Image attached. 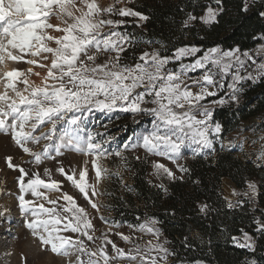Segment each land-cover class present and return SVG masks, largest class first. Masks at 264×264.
<instances>
[{
	"label": "snow or ice",
	"instance_id": "1",
	"mask_svg": "<svg viewBox=\"0 0 264 264\" xmlns=\"http://www.w3.org/2000/svg\"><path fill=\"white\" fill-rule=\"evenodd\" d=\"M126 0H115L114 4L107 7L98 3V0H0V63L5 60L13 62H25L28 65L44 70L33 71L29 67L26 71L13 69L0 76L5 91L0 93V132L10 135L11 140L21 151L41 163L47 156V146L43 152H34L29 143L38 144L41 139L51 140L61 123L69 125L70 132L64 134V146L84 155H92V168L95 172V183L89 184L87 162L78 173L66 170L62 165L56 171L64 177V180L51 178V170L45 169L46 181L41 179L38 173L34 178L25 182L29 173L20 165L13 163V157H5L7 166L12 170H18L17 178L19 189V209L22 214H27L33 201L25 199L24 193L31 192L33 197L43 199L52 207H45L40 203L37 207L40 213L47 214V219H40L36 211H31L35 219H25L24 223L34 240L40 244V251H50L56 256L65 258L75 256V261L68 264H85L81 259L87 255L86 264H109L110 259H127L139 261V264H160L166 262L169 249L159 243L160 230L154 225L158 223L154 218L138 226L141 232L152 234L157 243L148 241L141 245L123 232H116L125 243L132 247L125 252L108 237V232H102L99 237L94 234L96 226L85 207L80 206L76 198L63 191L64 182L67 181L83 196L85 201L97 213L100 206L95 202L97 185L108 173L98 161L111 153H107L102 142L98 141L92 133L86 138L80 137L78 132L85 113L93 110L104 112L119 108L125 112L142 113L154 116L153 130L143 135L142 147L146 154L167 156L174 163L181 157V149L186 143L196 145L198 154L204 148H211L212 140L209 132L213 126L210 124L212 111L201 104L207 97L217 95V89L223 84L218 82L227 76L232 69H236L233 76L231 100H238L237 93L241 91L235 85L242 80H253L252 73L241 76L239 72L244 69L246 61L237 55V50L222 51L214 47L206 51L202 56L196 54L201 51L196 46L185 45L178 47L171 56L161 55L158 49L143 51L138 57L140 62L134 65L122 64V54L129 47L134 46L135 41L131 35L124 34L116 29L123 26L126 21L113 19V16L138 18L136 26L141 27L143 22L149 20V16L131 7L116 8V4L125 3ZM217 8L207 7L203 16L197 17L189 14L183 21L184 27H188L193 21L199 20L203 24L218 22L217 16L223 12L222 0H216ZM248 11L246 3L242 9ZM264 15V13H261ZM55 17L60 23L53 24L50 20ZM108 17V18H105ZM105 28L109 29L105 31ZM49 30L60 33L53 35ZM151 43V42H149ZM54 45V46H52ZM264 52V48L260 50ZM15 53V54H14ZM106 58L102 62L101 56ZM243 57L256 64V59L249 53ZM26 56L34 57L25 59ZM190 57H196L189 63L183 61ZM179 63L178 69H169L171 63ZM259 74L264 75V63L257 65ZM200 74L197 76L191 73ZM30 76L40 78L37 84ZM17 81L24 85L23 89L17 87ZM141 89V91H137ZM193 89H198L194 91ZM213 89V90H210ZM8 90L14 96L8 95ZM150 98V99H149ZM223 105L225 99L211 101ZM153 105L145 107L143 105ZM196 110L203 118L197 119ZM71 114V116H69ZM49 122L51 128L39 136L34 135L40 125ZM222 125L215 123L214 132L219 134ZM96 135H100L97 133ZM125 149L129 145L125 144ZM60 149H57L59 154ZM121 156L120 152L115 153ZM136 159H140L139 156ZM155 174L159 176L161 171L170 180L177 179L176 174L161 163H154ZM181 172L188 169L177 165ZM182 179V177H180ZM165 192L162 184L159 185ZM43 188L47 191H41ZM248 188L255 194L256 185L248 183ZM59 192L55 199H50L47 192ZM91 193V194H90ZM235 195V191L233 190ZM247 195V193H245ZM63 200L66 205L58 211L57 205ZM238 203H243L238 202ZM229 208L233 205L229 202ZM207 204L200 206V211L206 213ZM69 213L70 215H63ZM0 215H3L0 212ZM100 220L107 224L108 221L101 215ZM257 231L264 233V223L259 220ZM63 227H59V225ZM120 227V225H115ZM132 227V226H129ZM62 232L77 234L72 236L62 235ZM95 243L98 239L101 245L96 250L89 249L85 240ZM239 247H246L255 251V243L247 233L244 234V243L233 238ZM111 245L117 254L109 257L106 246ZM155 252L157 255H152ZM21 264H28L24 253L20 254ZM255 264V261L252 262Z\"/></svg>",
	"mask_w": 264,
	"mask_h": 264
},
{
	"label": "trees",
	"instance_id": "2",
	"mask_svg": "<svg viewBox=\"0 0 264 264\" xmlns=\"http://www.w3.org/2000/svg\"><path fill=\"white\" fill-rule=\"evenodd\" d=\"M246 3L248 11H243ZM131 6L149 16L141 27L134 21L120 27L138 41L126 51L128 57L135 54L133 60L151 45L159 46L163 55L185 45L196 46L201 49L196 54L199 57L212 47L246 51L264 43V0H222L224 10L217 16L218 22L203 24L196 20L188 27L183 21L189 14L200 17L207 7H218L216 0H139ZM259 58L264 59V55ZM226 92L224 88L217 97ZM255 117L264 125V75L255 81L246 80L238 100L213 108V119L222 125L223 134ZM142 123L141 120L121 128L131 134ZM113 158L121 162L116 170L122 166L121 175L116 174L108 187L114 218L136 226L154 218L175 262L264 264V233L257 231L256 223H264V169L260 165L230 150L195 154L184 164L187 172L162 184L167 188L165 192L149 179L148 154H114ZM122 176H127L124 185ZM226 178L240 188L258 180L257 197L245 198L243 203L229 208L224 192ZM203 204L208 205L206 213L200 211ZM245 233L255 243L254 252L239 247L233 240L235 237L244 243Z\"/></svg>",
	"mask_w": 264,
	"mask_h": 264
},
{
	"label": "rangeland",
	"instance_id": "3",
	"mask_svg": "<svg viewBox=\"0 0 264 264\" xmlns=\"http://www.w3.org/2000/svg\"><path fill=\"white\" fill-rule=\"evenodd\" d=\"M139 0H126L125 3L116 4V8L120 7H131V3L138 2ZM253 0H248L251 3ZM102 6L107 7L109 4H114L115 0H98ZM77 4L79 6V0H77ZM212 7V6H211ZM216 8V7H212ZM206 12V11H205ZM204 12V14H205ZM264 13V11H263ZM202 14L201 16H203ZM108 18V17H105ZM113 19H123L126 23H130L131 21L136 22L138 18H131L127 19V17H119L113 16ZM135 19V20H134ZM51 23L57 24L60 23L55 17L50 20ZM194 22V21H193ZM191 22V23H193ZM125 23V24H126ZM190 23V24H191ZM124 24V25H125ZM109 29L105 28V31ZM119 32H122L127 35L132 34L128 33L127 30H122L120 28L116 29ZM50 34L53 35H60V33L53 32L49 30ZM54 46V45H52ZM214 48V47H212ZM220 48V47H219ZM264 48V43L258 45L252 50L246 51H238L236 54L241 55V58L246 61L244 69L239 72L241 76H247L248 73H252L254 77L257 79L261 76L259 74L257 65L260 63H264V59H260L261 55H264V52L260 50ZM153 49H158L161 53V48L156 45H151L147 49V51H152ZM211 49V48H209ZM207 49L206 51H208ZM222 51H228L223 50ZM237 50V49H233ZM205 51V52H206ZM204 52V53H205ZM249 53L256 59V64H252L251 61L247 60V58L243 57V53ZM173 53V52H172ZM169 54L167 56L172 55ZM15 54V53H14ZM141 53H139L140 55ZM139 55H137V59L133 60L132 57L135 54H131V56H127L126 52L122 54L121 63L134 65L138 60ZM163 55V54H161ZM127 56V57H126ZM34 57L26 56L25 59H33ZM106 57L101 56L100 61L102 62ZM5 63L13 70V69H20L26 71L31 65H28L25 62H13L10 60H5ZM3 62V63H4ZM184 63H189L190 60L185 59ZM179 63H171L168 65L169 69H178ZM33 67V71L41 72V75L44 74V70ZM2 63H0V76L1 74ZM7 72V71H6ZM200 73H191L192 76H197ZM236 74V69H232L230 73L220 81V78L217 77L218 82L223 84L222 88L217 89V95L214 97H207L204 101H201L205 107H207L210 111H212V117L210 120V124H212L213 128L209 132V139L212 140L211 148H204L200 150L198 154L204 155H211L215 154L218 150H230L238 153L239 155L243 156L246 160L251 161L252 163L260 165L264 169V125L260 124V119L258 118H251L245 120L239 124V126L227 133L223 134V127L219 134L214 132V125L215 123H219L213 119V108L217 106H221L220 104L211 103V101L219 100L220 98L225 99L226 103H229L231 100L230 97L232 95V88L229 85L233 84V76ZM31 80L35 81L37 84L40 83V78L36 76H30ZM246 80L240 81L235 86L240 88L241 91L237 93L238 99L240 98L244 83ZM17 87L19 89H23L24 85L17 81ZM227 88V92L221 96L217 97L218 93ZM197 91L198 89H193ZM213 90V89H210ZM0 91L4 92V84L0 82ZM137 91H141L138 89ZM9 96H14L11 90H8ZM150 99V98H149ZM225 103V104H226ZM224 105V104H223ZM145 107H152L153 105H143ZM194 114H196L197 119L203 118L199 115V113L194 110ZM71 116V114H69ZM85 119L82 121L80 130L78 135L80 137L86 138L88 133H92L98 141L102 142L103 148L106 150L107 153H111V155L102 158L98 163L105 169L108 170V173L104 176V178L100 181L97 185V196L94 197L95 202H97L100 206V211L97 213L93 210L90 205L85 201L83 196L78 192L77 189L73 188L67 181L64 182L63 191H66L73 195L76 198L77 203L80 206H83L88 211L89 215L93 217V223L96 226L95 236L99 237L102 232H108V228L111 226V232H108V237L111 239L118 247L124 248L125 252L128 251L129 248L132 247L131 244L125 243L123 240L120 239L116 232H123L125 235L132 236L137 243L141 245H145L148 241H152L153 244L157 243L156 238L147 232H141L138 230V226L119 222L114 218L113 215V208L110 203V196L108 187L111 186L110 181L116 175H121L122 173V166L117 168L119 160L114 159L113 156L116 152H120L121 156L124 154H135V155H142L145 152L142 145V139H140L143 135H146L148 132L153 130V120L154 116L142 113H131L125 112L116 108L112 111H96L93 110L92 112L85 113ZM143 121V123L137 127L131 134H127V130L125 128H121L123 125H127L129 123H139V121ZM51 124L49 122H45L39 126L37 131L34 135L39 136L41 133H46L50 130ZM70 132L69 125L66 123H61L57 126L56 132L53 134L51 140L41 139L38 144L29 143V147L32 148L34 152H43L45 146H47V156L42 158L41 163H36L32 157L29 155L24 154L21 149L14 144L11 140L10 135H5L3 132H0V212L3 215H0V264H21L20 254L24 253L28 259V264H68V261H75V256H71L68 258L62 256H56L52 254L50 251H40V244L37 240H34L32 237L30 230L25 226V219H35L37 217H33L31 215V211H36L39 214L40 219H47V214L40 213V209L37 207L40 203H44L45 207H52V205L48 204L43 199H38L31 195V192L24 193L25 199L29 201H33V205L30 207V211L27 214H22L19 209V200L18 197L22 193L19 189L18 177L20 175L18 170L10 169L6 162L5 157L12 156L13 163L20 165L23 167L28 173L29 176L25 177V182L29 178H34L33 174L38 173L41 179L48 180L49 177L45 175V169L51 170V178L56 180H64L56 169L61 165L68 171H74L78 173L85 166V162H87L88 168V179L87 182L89 184L95 183V172L92 168L91 161L94 159L92 155H84L82 153H78L66 146L65 144V132ZM99 133L100 135H96ZM125 144L129 145L127 149H125ZM196 145L186 143L185 146L181 149V157L174 163L170 160L167 156H150V169H149V179L151 182L155 184H163L165 182L171 181L163 172L157 176L155 174V169L153 167L154 163H161L164 164L166 167L171 169L175 174L176 177L182 176L184 172H181L177 165L183 166L185 162L189 161L191 157L195 154ZM60 149L59 154L57 153V149ZM119 172V173H118ZM121 183L124 185L127 176H122ZM252 182L256 185L255 194L248 188V183ZM247 182L244 188L238 187L235 183H233L230 179L226 178L224 180V192L225 196L232 205H236L238 202H243L245 198H256L259 192V181L252 180ZM41 191H47L43 188L40 189ZM233 190L235 191V195L233 194ZM247 193V195H245ZM91 194V193H90ZM47 195L50 199H55L60 195L59 192H47ZM66 205V202L63 200L59 201L57 205L58 211L60 210L61 206ZM63 215H70L69 213H64ZM103 216L108 223L105 224L100 220V216ZM115 225H120V227H116ZM132 226V227H129ZM59 227H63V225H59ZM156 227V225H154ZM62 235L72 236L74 239L76 238L77 234L71 232H62ZM81 239L85 240L86 246L91 250H96L97 246L101 245L100 240H96L95 243L89 242L86 238L81 237ZM159 243L164 244L165 247L168 248V244L165 243L164 237L162 233L159 237ZM169 249V248H168ZM106 251L109 257H116L115 251L112 249L111 245L106 246ZM171 253V251L169 250ZM152 255H157L155 252ZM82 260L85 261V264L88 260V256L84 255L81 257ZM100 264H103L101 260ZM109 264H139V261H129L127 259H110ZM160 264H204V263H183V262H175L173 255H169L166 262L161 261Z\"/></svg>",
	"mask_w": 264,
	"mask_h": 264
},
{
	"label": "bare ground",
	"instance_id": "4",
	"mask_svg": "<svg viewBox=\"0 0 264 264\" xmlns=\"http://www.w3.org/2000/svg\"><path fill=\"white\" fill-rule=\"evenodd\" d=\"M31 67V66H30ZM1 74L5 73L6 71H11L12 69L7 65V63H2V69ZM2 93V91H0Z\"/></svg>",
	"mask_w": 264,
	"mask_h": 264
}]
</instances>
